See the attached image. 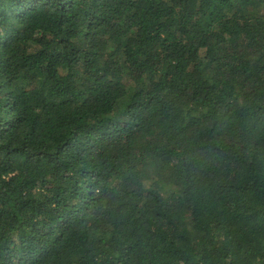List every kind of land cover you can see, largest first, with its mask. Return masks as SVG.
<instances>
[{
    "label": "trees",
    "instance_id": "16d2710c",
    "mask_svg": "<svg viewBox=\"0 0 264 264\" xmlns=\"http://www.w3.org/2000/svg\"><path fill=\"white\" fill-rule=\"evenodd\" d=\"M0 264H264V0H0Z\"/></svg>",
    "mask_w": 264,
    "mask_h": 264
}]
</instances>
